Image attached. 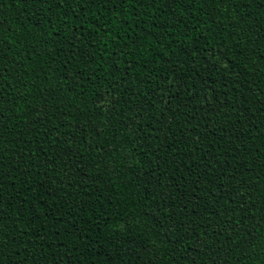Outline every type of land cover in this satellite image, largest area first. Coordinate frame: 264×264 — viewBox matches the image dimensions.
Segmentation results:
<instances>
[{
	"label": "trees",
	"instance_id": "trees-1",
	"mask_svg": "<svg viewBox=\"0 0 264 264\" xmlns=\"http://www.w3.org/2000/svg\"><path fill=\"white\" fill-rule=\"evenodd\" d=\"M0 264H264V0H0Z\"/></svg>",
	"mask_w": 264,
	"mask_h": 264
}]
</instances>
